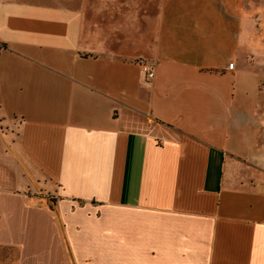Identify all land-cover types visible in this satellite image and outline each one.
Segmentation results:
<instances>
[{"label": "crops", "instance_id": "crops-1", "mask_svg": "<svg viewBox=\"0 0 264 264\" xmlns=\"http://www.w3.org/2000/svg\"><path fill=\"white\" fill-rule=\"evenodd\" d=\"M246 6L0 0V264H264Z\"/></svg>", "mask_w": 264, "mask_h": 264}, {"label": "rangeland", "instance_id": "rangeland-1", "mask_svg": "<svg viewBox=\"0 0 264 264\" xmlns=\"http://www.w3.org/2000/svg\"><path fill=\"white\" fill-rule=\"evenodd\" d=\"M242 29L240 32L239 55L240 64L249 71V75L257 78L258 93L253 97L256 111L259 116L264 118V0H247V6L244 9L242 17ZM252 79L249 80V85ZM51 204L56 199L50 198ZM82 206V205H81ZM112 211V208L104 211ZM93 211L102 218L100 208ZM103 211V212H104Z\"/></svg>", "mask_w": 264, "mask_h": 264}, {"label": "built area", "instance_id": "built-area-1", "mask_svg": "<svg viewBox=\"0 0 264 264\" xmlns=\"http://www.w3.org/2000/svg\"><path fill=\"white\" fill-rule=\"evenodd\" d=\"M142 70L146 73V76L149 79L153 77L154 71L150 65L142 64Z\"/></svg>", "mask_w": 264, "mask_h": 264}, {"label": "trees", "instance_id": "trees-1", "mask_svg": "<svg viewBox=\"0 0 264 264\" xmlns=\"http://www.w3.org/2000/svg\"><path fill=\"white\" fill-rule=\"evenodd\" d=\"M4 47V46H3ZM51 207V206H50Z\"/></svg>", "mask_w": 264, "mask_h": 264}]
</instances>
